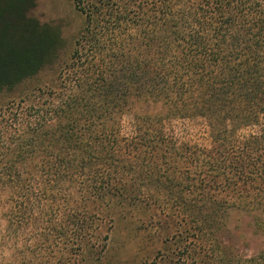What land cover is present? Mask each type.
Segmentation results:
<instances>
[{
  "label": "trees",
  "instance_id": "16d2710c",
  "mask_svg": "<svg viewBox=\"0 0 264 264\" xmlns=\"http://www.w3.org/2000/svg\"><path fill=\"white\" fill-rule=\"evenodd\" d=\"M36 1L0 0V96L58 68L0 102V264H101L138 208L176 245L163 264H264L227 223L264 227V0H73L61 65ZM195 117L210 146L167 126Z\"/></svg>",
  "mask_w": 264,
  "mask_h": 264
},
{
  "label": "rangeland",
  "instance_id": "374dc122",
  "mask_svg": "<svg viewBox=\"0 0 264 264\" xmlns=\"http://www.w3.org/2000/svg\"><path fill=\"white\" fill-rule=\"evenodd\" d=\"M30 14L41 24L61 30L64 45L60 49L58 64L69 60L74 40L84 23V17L76 9L73 0H37ZM57 69V65L46 68L32 81L28 79L20 83L14 91L1 95L0 102L31 88V84L44 83ZM167 126L182 141L205 146L211 144L210 129L203 117L175 118ZM118 211L101 264H163L168 256L173 255L171 251L176 247L175 243L165 241L161 229L151 222L148 210L138 208ZM227 223L231 229L228 234L230 241L247 243L251 253L264 247V227L257 225L245 211L231 210ZM162 253H168V256L161 258ZM168 264H171L169 260Z\"/></svg>",
  "mask_w": 264,
  "mask_h": 264
}]
</instances>
